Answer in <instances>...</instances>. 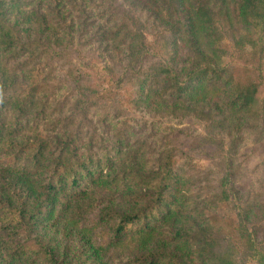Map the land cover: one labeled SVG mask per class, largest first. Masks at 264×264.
<instances>
[{
	"label": "trees",
	"instance_id": "obj_1",
	"mask_svg": "<svg viewBox=\"0 0 264 264\" xmlns=\"http://www.w3.org/2000/svg\"><path fill=\"white\" fill-rule=\"evenodd\" d=\"M48 2L0 0V264H264V0Z\"/></svg>",
	"mask_w": 264,
	"mask_h": 264
},
{
	"label": "rangeland",
	"instance_id": "obj_2",
	"mask_svg": "<svg viewBox=\"0 0 264 264\" xmlns=\"http://www.w3.org/2000/svg\"><path fill=\"white\" fill-rule=\"evenodd\" d=\"M30 1H32L35 4L33 6L38 7L43 11L48 9V5H49L48 0H30ZM74 10L75 9H72L71 13H74ZM73 15L75 16L70 19L69 23L71 24L73 20L78 21V23L80 21L84 27L83 32L90 31L87 36L93 37V41H95L94 46L92 48H88L84 50L83 55L85 56V59L94 60L99 63L100 62L107 63L109 59V54L106 50H104L105 49L104 44L102 45L100 42H96L97 41L96 39L104 31V26L101 24V22H98V24H96L94 27H89L86 24L85 20H81L82 19L81 17H76L78 16L76 12ZM142 17L146 19L144 15H142ZM78 18L81 19L79 20ZM76 28L78 32H76L75 34L76 38L74 40V44L76 48H81V46L85 44L84 43L85 40L83 37L80 38L81 32L79 26ZM149 38H151V36H149ZM171 126L172 127L176 126L175 122H172ZM186 126L190 129H194V130L197 129L193 125L188 126L186 124ZM258 150H254L253 137L252 135L248 134L245 145L242 148V152L244 153V156L240 157V160H242V173H243L242 182L245 185H247L248 188L250 186L252 189L253 187L257 186V184H259L261 181H264V152H261L260 149ZM199 165L201 166V168H207L208 166H211V162L209 159L203 158L202 160L199 161ZM233 214L230 212V215L234 218L233 219V228H234V226L236 225V221H235L236 214L234 211ZM242 261L243 264H258L257 261L252 257L244 258Z\"/></svg>",
	"mask_w": 264,
	"mask_h": 264
}]
</instances>
